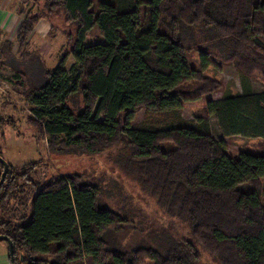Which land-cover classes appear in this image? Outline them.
Instances as JSON below:
<instances>
[{
    "label": "trees",
    "instance_id": "16d2710c",
    "mask_svg": "<svg viewBox=\"0 0 264 264\" xmlns=\"http://www.w3.org/2000/svg\"><path fill=\"white\" fill-rule=\"evenodd\" d=\"M28 1L18 0L21 57L40 19L60 12L72 27L68 49L42 84L26 89L18 69L3 76L30 103L27 121L38 142L46 140L50 154L100 153L123 144L128 158L121 164L188 235L164 251L115 249L104 234L124 220L99 204V186L79 173L40 183L29 175L41 161L9 164L0 185V234L12 242L13 264H205L207 258L214 264H264V150L231 156L224 139L264 142V90L245 84L240 93L209 98L194 123H133L140 110L178 112L184 102L215 92L219 81L204 74L212 54L264 80V0H32L43 7L26 9ZM93 28L103 40L85 44ZM181 29L184 38L201 35L216 49L198 50L197 66L191 65L187 49L194 43L182 42ZM10 45L0 41V49ZM69 56L73 62L65 68ZM192 81L196 91L184 92ZM77 96L76 109L69 102ZM212 115L222 137L210 131ZM12 123L0 117V130Z\"/></svg>",
    "mask_w": 264,
    "mask_h": 264
},
{
    "label": "rangeland",
    "instance_id": "374dc122",
    "mask_svg": "<svg viewBox=\"0 0 264 264\" xmlns=\"http://www.w3.org/2000/svg\"><path fill=\"white\" fill-rule=\"evenodd\" d=\"M98 1L94 0L95 4ZM5 3L17 5V8L19 5L18 0H5ZM29 7L42 8L43 3L40 2L37 5L30 0L26 4V9ZM62 19L63 17L58 12L50 19L51 22L46 18L39 21L35 26L37 33L33 37L30 36L28 52L22 59L6 58V53L3 55L5 49H0V71L3 70L2 73L10 77L14 75L16 68L22 70L25 74V80H23L26 89L31 84H42L45 81L46 72L57 66L62 53L69 47L67 33L72 30V27L66 26ZM182 28H187V25L183 24ZM183 31L181 29L182 33L180 32L182 42L185 45L188 42L194 43L191 50L188 45L187 58L191 65L197 66L198 50H212L216 49V46L213 45L214 43H204L201 35L194 36L193 40L187 36L184 38ZM86 38L88 44L103 40L96 28H93ZM17 54H20V51ZM212 55L213 63L204 70V74L219 81L220 87L215 92L203 94L197 100L184 102L183 108L178 112L154 114L140 110L133 123L138 126L155 128L171 126L181 121L194 123L196 113H201L209 98L216 99L240 93L245 84L250 85L249 87L254 91L264 90V80L259 73L245 76L234 64L225 63L216 55ZM70 64L71 61L67 59L65 68H69ZM4 82L7 81L0 78V117L5 119L10 117L13 121L12 124H4L0 130L2 157L7 163L22 167L30 162L41 161L29 175L40 183L55 174L79 173L86 181L99 186L101 190L99 204L112 209L124 220L113 230L104 234L106 241L115 249L129 251L139 247H152L164 251L171 241H178L186 234L188 235V230L181 221L165 215L155 199L143 192L136 178L130 174V168L127 169L121 164L126 157L128 158V152L123 144L100 153L56 152L50 154L46 140L38 142L34 127L27 121L31 115L30 103L21 91L19 93V91L12 90L9 83ZM197 86L196 81L188 82L184 85L183 91L194 93ZM69 104L77 109L81 105L80 97L72 98ZM209 123L211 133L215 137H222L215 116L209 117ZM224 139L231 156L237 155L242 149L264 150V142L261 139L239 135L224 137ZM262 202L264 203V191ZM0 247L5 253V256H0V262L5 261L10 264L8 246L4 240H0ZM204 261L205 264H214L208 258ZM145 262L150 263L148 260Z\"/></svg>",
    "mask_w": 264,
    "mask_h": 264
},
{
    "label": "crops",
    "instance_id": "0c3cea01",
    "mask_svg": "<svg viewBox=\"0 0 264 264\" xmlns=\"http://www.w3.org/2000/svg\"><path fill=\"white\" fill-rule=\"evenodd\" d=\"M106 1L113 2V0H106ZM29 8H31V7H29ZM52 17L47 16V17H44V19L46 18L48 21L51 22L50 19ZM21 19H22V16L17 13V5L13 6L11 4L5 3V0H0V31L2 32V37H1L0 41L1 42L2 41H9L11 43V45L9 47L10 49H5L3 55L6 53V55H5L6 58L9 57L12 60L17 59V58L18 59L23 58L20 56V54H17V52H19V49L17 47V43L15 42V33H16V30H17V28L21 22ZM42 19H40L39 21H41ZM47 25H48V23H47ZM45 27H47V26L45 25ZM36 33H37V29L34 27L30 36L33 37L34 34H36ZM29 39H30V37H29ZM86 40H87V38L85 39L84 43L88 44ZM68 60L71 61V63H72L73 62L72 56H69ZM2 71H0V78L3 79V76L5 77V75L2 73ZM23 74H24V72H23ZM4 83H8V82H4ZM31 85H33V84H31ZM218 98H220V97H217L216 99H218ZM0 172H1V168H0ZM2 255L5 256V253H4V249H2V247H0V256H2ZM8 258H9V253H8ZM9 261H10V259H9ZM0 264H7V263L5 261H2V262H0Z\"/></svg>",
    "mask_w": 264,
    "mask_h": 264
},
{
    "label": "water",
    "instance_id": "95a60500",
    "mask_svg": "<svg viewBox=\"0 0 264 264\" xmlns=\"http://www.w3.org/2000/svg\"><path fill=\"white\" fill-rule=\"evenodd\" d=\"M0 163L2 165V170L0 172V185H1L9 169V163H7L1 155H0ZM0 240H4L7 243L10 261L11 264H13V248H12L11 240L7 236L2 234H0Z\"/></svg>",
    "mask_w": 264,
    "mask_h": 264
},
{
    "label": "built area",
    "instance_id": "2783aa9c",
    "mask_svg": "<svg viewBox=\"0 0 264 264\" xmlns=\"http://www.w3.org/2000/svg\"><path fill=\"white\" fill-rule=\"evenodd\" d=\"M6 85H8V84H6ZM5 88H8V86H5ZM2 89V88H1Z\"/></svg>",
    "mask_w": 264,
    "mask_h": 264
}]
</instances>
